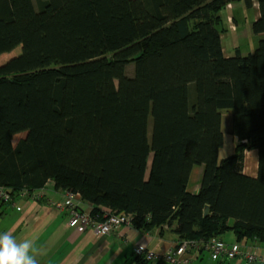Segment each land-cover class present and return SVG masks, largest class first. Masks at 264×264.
Listing matches in <instances>:
<instances>
[{
    "label": "trees",
    "instance_id": "trees-1",
    "mask_svg": "<svg viewBox=\"0 0 264 264\" xmlns=\"http://www.w3.org/2000/svg\"><path fill=\"white\" fill-rule=\"evenodd\" d=\"M239 1L261 38L226 56L221 11ZM17 47L0 65V187L13 202L51 181L99 220L108 208L141 230L171 227L189 252L228 231L264 240V0H0V55ZM225 111L235 146L219 160ZM249 150L256 176L243 173Z\"/></svg>",
    "mask_w": 264,
    "mask_h": 264
},
{
    "label": "crops",
    "instance_id": "crops-1",
    "mask_svg": "<svg viewBox=\"0 0 264 264\" xmlns=\"http://www.w3.org/2000/svg\"><path fill=\"white\" fill-rule=\"evenodd\" d=\"M233 8L234 6L231 4V8H227V10ZM257 15L255 10V17ZM228 17H233L236 23L234 32H237L238 22L235 15L227 14L226 22H228ZM237 45H231L230 48L237 47ZM223 53L230 56L234 52H226L223 46ZM247 158L250 159V162L247 161ZM257 161L256 150L246 151L243 173L256 176ZM194 168L187 185L188 191L192 193L199 190L202 172V168L199 167L196 172ZM64 195L65 190L55 188L53 182L49 181L40 189L33 190L24 196H16L14 204L1 203L0 232H12L18 240H33V254L36 255L39 264H134L133 248L137 244H142L157 252H163L179 241L172 228L166 225L149 231L138 229L132 224L123 225L103 236L97 235L90 229L77 231L68 226V210L66 208L58 210L50 204L51 201L63 200ZM79 207L88 212L92 208L90 203L84 200H80ZM104 209L106 212L110 211L108 208ZM220 238L228 243L236 242L234 234L233 240H226L223 236ZM240 243L244 249L264 254V240L244 239ZM206 251L198 252L193 264H198V261L199 264H214L215 262L216 264H246L240 258L213 261L211 255V259L205 258Z\"/></svg>",
    "mask_w": 264,
    "mask_h": 264
},
{
    "label": "built area",
    "instance_id": "built-area-1",
    "mask_svg": "<svg viewBox=\"0 0 264 264\" xmlns=\"http://www.w3.org/2000/svg\"><path fill=\"white\" fill-rule=\"evenodd\" d=\"M230 7V5H228ZM229 22L232 19L229 17ZM231 28L234 30L235 25L231 24ZM29 193L24 190L19 192V196H24ZM65 198L61 201H51V205L62 210L66 208L68 210V226L76 229L77 231L92 230L97 235L103 236L112 232L123 225H131V215L125 212H113L109 211L104 213V220H99L93 217L90 212L80 209L81 197L79 194L70 190H65ZM0 202L13 203V199L8 190L4 187H0ZM196 243H190L189 241H183L174 245L163 252H157L147 248L142 244H137L134 247V253L154 264H189L197 257V253L201 249H197L195 252H189V248ZM207 250L213 259L224 258L234 259L236 257L243 259L246 264H264V254H259L256 251L244 249L238 242L228 243L221 239L212 238L203 242L202 246Z\"/></svg>",
    "mask_w": 264,
    "mask_h": 264
},
{
    "label": "rangeland",
    "instance_id": "rangeland-1",
    "mask_svg": "<svg viewBox=\"0 0 264 264\" xmlns=\"http://www.w3.org/2000/svg\"><path fill=\"white\" fill-rule=\"evenodd\" d=\"M234 8L232 10L223 9L221 11L222 15V25L226 28V30L222 33L223 34V46L225 48L226 52H234V49L230 48L231 45H239V49L243 54H247L249 52H253L255 48L258 45V42L261 38L260 35L254 34L251 30V24L255 20V9H248L244 5L243 1H239L236 3H233ZM227 14H234L237 22H238V30L237 32L231 31L227 29V22H226V16ZM238 33V34H237ZM236 34V35H234ZM239 35V36H238ZM247 35V36H246ZM239 37V38H238ZM21 48L17 47L12 52L4 53L0 55V65L6 63L8 60H10L12 57L17 56L20 53ZM133 63L129 64L126 67V74L132 75L133 74ZM151 128V117L149 118L148 123V133H150ZM223 144L221 148L219 149L218 153V159H222L224 157H227L231 155L234 151L235 146V138L230 133V113L229 112H223ZM25 134H18L14 136V143L18 141L19 138L24 137ZM247 161L250 162V159L247 158ZM202 168L201 166H195L194 171H198V169ZM226 238V240H233V233H225V235H222ZM205 258L210 257V253L206 251L204 253ZM204 258V257H203ZM212 261V260H211ZM215 261V260H213ZM212 261V263H214ZM195 261H191L189 264H193ZM199 264V261L197 262ZM146 264H151V262H147ZM216 264V262L214 263Z\"/></svg>",
    "mask_w": 264,
    "mask_h": 264
},
{
    "label": "clouds",
    "instance_id": "clouds-1",
    "mask_svg": "<svg viewBox=\"0 0 264 264\" xmlns=\"http://www.w3.org/2000/svg\"><path fill=\"white\" fill-rule=\"evenodd\" d=\"M33 247L31 239L18 240L12 232H0V264H39Z\"/></svg>",
    "mask_w": 264,
    "mask_h": 264
},
{
    "label": "water",
    "instance_id": "water-1",
    "mask_svg": "<svg viewBox=\"0 0 264 264\" xmlns=\"http://www.w3.org/2000/svg\"><path fill=\"white\" fill-rule=\"evenodd\" d=\"M207 212H208V207H205V209H204V215H206Z\"/></svg>",
    "mask_w": 264,
    "mask_h": 264
}]
</instances>
